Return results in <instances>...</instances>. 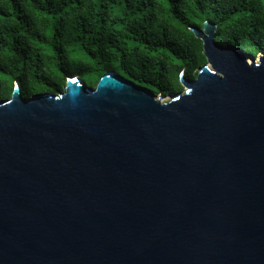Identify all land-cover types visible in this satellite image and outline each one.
<instances>
[{"label": "water", "instance_id": "95a60500", "mask_svg": "<svg viewBox=\"0 0 264 264\" xmlns=\"http://www.w3.org/2000/svg\"><path fill=\"white\" fill-rule=\"evenodd\" d=\"M192 31L169 100L108 71L0 102V264H264V53Z\"/></svg>", "mask_w": 264, "mask_h": 264}, {"label": "trees", "instance_id": "16d2710c", "mask_svg": "<svg viewBox=\"0 0 264 264\" xmlns=\"http://www.w3.org/2000/svg\"><path fill=\"white\" fill-rule=\"evenodd\" d=\"M264 53V0H0V102L64 91L70 77L95 87L114 71L166 97L207 63L192 29Z\"/></svg>", "mask_w": 264, "mask_h": 264}, {"label": "rangeland", "instance_id": "374dc122", "mask_svg": "<svg viewBox=\"0 0 264 264\" xmlns=\"http://www.w3.org/2000/svg\"><path fill=\"white\" fill-rule=\"evenodd\" d=\"M207 61V60H206ZM203 65H201L198 69H197V72H199V70L201 69V67H202ZM183 73V72H182ZM182 73H181V75H182ZM184 79L186 80V78H185V72H184ZM187 81H189V80H187ZM67 82V81H66ZM89 87H91V88H93V86H92V82L91 81H88V84H87ZM183 86V91H182V93L183 92H185V90H187V87L183 84L182 85ZM32 95H36V94H34V93H32ZM171 99L172 97H170L169 95L168 96H166V97H164L163 99Z\"/></svg>", "mask_w": 264, "mask_h": 264}, {"label": "flooded vegetation", "instance_id": "af4514ba", "mask_svg": "<svg viewBox=\"0 0 264 264\" xmlns=\"http://www.w3.org/2000/svg\"><path fill=\"white\" fill-rule=\"evenodd\" d=\"M74 77H78V78H80V79H82L84 82H86L87 83V81L84 79V78H81V77H79V76H74ZM70 78H73V77H70ZM69 79V78H68ZM67 79V80H68ZM88 84V83H87Z\"/></svg>", "mask_w": 264, "mask_h": 264}, {"label": "bare ground", "instance_id": "6f19581e", "mask_svg": "<svg viewBox=\"0 0 264 264\" xmlns=\"http://www.w3.org/2000/svg\"><path fill=\"white\" fill-rule=\"evenodd\" d=\"M170 97H172V96H170ZM166 100H169V98H168V99H166ZM164 101H165V99H164Z\"/></svg>", "mask_w": 264, "mask_h": 264}]
</instances>
